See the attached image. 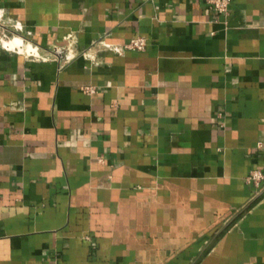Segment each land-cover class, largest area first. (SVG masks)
<instances>
[{"label":"crops","instance_id":"0c3cea01","mask_svg":"<svg viewBox=\"0 0 264 264\" xmlns=\"http://www.w3.org/2000/svg\"><path fill=\"white\" fill-rule=\"evenodd\" d=\"M0 8V264H264V0Z\"/></svg>","mask_w":264,"mask_h":264},{"label":"built area","instance_id":"2783aa9c","mask_svg":"<svg viewBox=\"0 0 264 264\" xmlns=\"http://www.w3.org/2000/svg\"><path fill=\"white\" fill-rule=\"evenodd\" d=\"M213 7L221 13H227L230 8L231 0H209ZM4 10L0 8V43L5 46L6 48H11L10 46H7L4 44L3 39H12L15 36V30L17 29H22V26L19 25L17 22L14 23H8L4 19ZM22 38V47L24 46V37ZM29 42V41H26ZM101 43L102 47L114 50L116 52H123L126 49H136V50H142L145 49L147 45V38L143 35H136L131 37L129 40L123 43L119 42H113L108 40L107 38H101L99 40ZM33 44L32 42H30ZM17 49H21L17 47ZM27 56H39L40 51H39V46L37 44H33V47L30 50H25ZM82 89L84 92L87 93H94L98 90V87L94 84H85L82 86ZM247 179L249 182H252L255 186L260 187L262 186V183L264 181V171L260 168H254L251 170L249 175L247 176Z\"/></svg>","mask_w":264,"mask_h":264},{"label":"bare ground","instance_id":"6f19581e","mask_svg":"<svg viewBox=\"0 0 264 264\" xmlns=\"http://www.w3.org/2000/svg\"><path fill=\"white\" fill-rule=\"evenodd\" d=\"M3 42H4V44H6L7 46H10L12 48L13 47L22 48V39L20 37H14V38H12V40L3 39ZM32 47H33L32 44H25L24 49L30 50Z\"/></svg>","mask_w":264,"mask_h":264}]
</instances>
